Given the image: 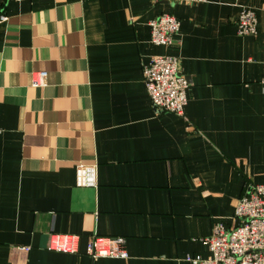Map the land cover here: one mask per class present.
<instances>
[{
    "label": "crops",
    "instance_id": "obj_1",
    "mask_svg": "<svg viewBox=\"0 0 264 264\" xmlns=\"http://www.w3.org/2000/svg\"><path fill=\"white\" fill-rule=\"evenodd\" d=\"M243 9L255 35L238 33ZM162 13L181 22L169 47L151 42ZM155 55L189 79L184 116L152 104ZM263 73L264 0H0V264L209 256L214 223L235 226L246 183L264 184ZM79 164L98 165L96 187ZM52 233L79 252L50 250ZM95 235L125 237L129 258L93 259Z\"/></svg>",
    "mask_w": 264,
    "mask_h": 264
},
{
    "label": "built area",
    "instance_id": "obj_2",
    "mask_svg": "<svg viewBox=\"0 0 264 264\" xmlns=\"http://www.w3.org/2000/svg\"><path fill=\"white\" fill-rule=\"evenodd\" d=\"M171 3H199L210 0H154ZM7 16L1 15V21ZM180 19L170 13H162L150 21L151 42L169 47L179 32ZM257 17L254 11L243 9L238 17V33L255 35ZM47 72L36 73L33 85H44ZM146 89L158 113H174L184 116L188 103L187 90L189 79L180 73L179 58L170 55H155L143 67ZM262 81L264 83V73ZM1 133V129H0ZM76 184L80 187L98 185V165L79 164L76 171ZM234 220L237 224L227 229L222 222H215L212 233L205 239L210 254L187 255V264H264V184L252 181L246 183L239 198ZM79 235L52 233L49 249L64 253L79 252ZM26 250L29 247L25 248ZM86 252L93 259H128L127 239L123 236H93L89 240Z\"/></svg>",
    "mask_w": 264,
    "mask_h": 264
}]
</instances>
